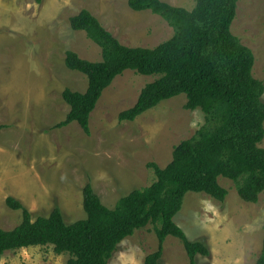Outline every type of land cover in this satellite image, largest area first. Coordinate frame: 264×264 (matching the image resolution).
I'll use <instances>...</instances> for the list:
<instances>
[{"label":"rangeland","instance_id":"1","mask_svg":"<svg viewBox=\"0 0 264 264\" xmlns=\"http://www.w3.org/2000/svg\"><path fill=\"white\" fill-rule=\"evenodd\" d=\"M192 10L197 0H164ZM129 0H0V228L12 231L23 212L8 207L12 197L33 220L62 211L68 224L86 219L83 189L90 183L102 202L113 209L156 176L150 163L165 168L176 146L206 124L201 109H186V95L161 102L133 122L119 115L132 108L142 90L159 78L126 70L104 92L90 118V134L65 121L66 89L84 93L88 78L67 68L66 53L102 62V49L70 18L89 10L124 46L154 49L174 36V29L151 11H135ZM231 32L255 57L253 75L264 81V0H240ZM264 102V96H263ZM264 149V140L259 144ZM229 192L225 202L205 193L186 194L175 223L191 241L205 240L209 257L197 264H255L264 242V193L257 204L243 201L236 184L220 178ZM149 224L126 238L109 264H145L156 252V231ZM70 254L54 246L7 252L2 264H67ZM159 264H189L181 240L169 236Z\"/></svg>","mask_w":264,"mask_h":264},{"label":"trees","instance_id":"2","mask_svg":"<svg viewBox=\"0 0 264 264\" xmlns=\"http://www.w3.org/2000/svg\"><path fill=\"white\" fill-rule=\"evenodd\" d=\"M239 1L197 0L187 10L162 0H129L132 10L151 11L174 29V36L154 49L124 46L89 10L70 18L74 31L85 32L102 49L103 60L93 63L75 52L66 53L67 68L84 74L88 89L63 92L70 112L55 128L75 122L90 134L91 114L103 92L126 70L159 78L119 115L121 122H133L161 102L184 94L186 109H201L206 124L175 147L165 168L150 163L156 180L121 198L113 209L90 183L83 189L86 219L71 224L58 208L34 221L20 201L8 198V207L22 211L23 221L12 231L0 228V264L9 251L48 245L57 254H70L67 264H109L126 238L159 222V247L145 264L160 263L169 236L181 240L189 264H197V256L211 255L205 240L191 241L175 223L186 194L205 193L225 202L229 192L219 183L221 177L233 181L247 203L257 204L264 193V149L259 148L264 140V81L253 75L252 50L231 32ZM255 264H264V242Z\"/></svg>","mask_w":264,"mask_h":264},{"label":"crops","instance_id":"3","mask_svg":"<svg viewBox=\"0 0 264 264\" xmlns=\"http://www.w3.org/2000/svg\"><path fill=\"white\" fill-rule=\"evenodd\" d=\"M162 1H164V0H162ZM165 2V1H164ZM169 4H171V5H173V6H176V7H179V6H177L176 4H173V3H170L169 2ZM181 7V6H180Z\"/></svg>","mask_w":264,"mask_h":264}]
</instances>
